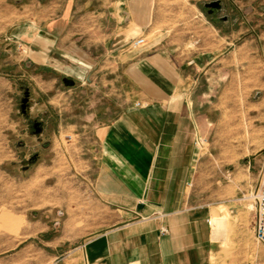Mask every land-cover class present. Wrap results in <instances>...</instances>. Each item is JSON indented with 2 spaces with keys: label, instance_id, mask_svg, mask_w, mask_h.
I'll return each instance as SVG.
<instances>
[{
  "label": "crops",
  "instance_id": "obj_1",
  "mask_svg": "<svg viewBox=\"0 0 264 264\" xmlns=\"http://www.w3.org/2000/svg\"><path fill=\"white\" fill-rule=\"evenodd\" d=\"M159 2L49 0L14 37L23 77L40 92L58 79L66 88L56 95L60 124L49 121L34 135L64 154L61 136L74 133L86 169L74 192L81 203L76 219L85 218L93 235L66 252L62 264H233L234 253L214 239L211 209L191 203L201 167L197 137L210 130L204 112H264V95L254 92L258 85L246 92L234 79L212 104L210 81L223 78L210 76L221 73L224 52H194L190 76L160 36L132 49L162 22ZM57 166L56 158L45 160L49 179L58 180ZM67 193L61 188L45 202L64 205Z\"/></svg>",
  "mask_w": 264,
  "mask_h": 264
},
{
  "label": "rangeland",
  "instance_id": "obj_2",
  "mask_svg": "<svg viewBox=\"0 0 264 264\" xmlns=\"http://www.w3.org/2000/svg\"><path fill=\"white\" fill-rule=\"evenodd\" d=\"M47 1L0 0V264H62L66 252L93 235V229L83 227L85 218L76 219L81 203L77 204L74 192L81 187L80 176L86 169L77 159L74 133L69 134L71 139L61 136L63 154L60 147L52 148L42 136H35L32 126L39 122L42 129L54 119V125L60 124L56 95L66 88L58 79L50 88L46 86V93L40 92L34 80L23 77L27 70L18 59L14 37L32 20L38 4ZM159 1L158 14L163 20L143 39L160 36L163 45L172 50L171 59L183 62L188 75L194 52L225 53L221 73L212 71L210 76L223 78L210 81L213 105L219 104L223 85L228 87L234 79L241 83L240 89L249 92L247 87L258 85L254 92L264 95V0H219L223 10L213 19L204 4L216 0ZM222 17L227 22H221ZM44 78L52 81L54 76L45 74ZM25 92L33 100L34 110L22 114ZM75 101L70 103L74 110ZM204 114L211 126L197 137L201 167L191 203L211 209L214 239H221L223 250L234 253L233 264L237 259L241 264L240 258L242 264H264V246L256 242L253 231L254 194L264 165V112ZM50 158L58 161L53 171L58 180L45 173L44 163ZM61 188L69 195L64 205L60 200L45 202ZM216 214L223 218H215Z\"/></svg>",
  "mask_w": 264,
  "mask_h": 264
},
{
  "label": "built area",
  "instance_id": "obj_3",
  "mask_svg": "<svg viewBox=\"0 0 264 264\" xmlns=\"http://www.w3.org/2000/svg\"><path fill=\"white\" fill-rule=\"evenodd\" d=\"M144 44L145 40L143 38H140L136 42H134L131 47L136 49L143 46ZM254 204V238L258 244L264 246V165L261 170L260 180L258 182L256 193L254 194ZM208 223L210 224V222ZM162 233H164V231H162Z\"/></svg>",
  "mask_w": 264,
  "mask_h": 264
},
{
  "label": "flooded vegetation",
  "instance_id": "obj_4",
  "mask_svg": "<svg viewBox=\"0 0 264 264\" xmlns=\"http://www.w3.org/2000/svg\"><path fill=\"white\" fill-rule=\"evenodd\" d=\"M222 5V4H221ZM206 14L208 15L209 18L213 19L216 18L218 16V14H220L223 10V6L220 10L217 9H213V8H207L204 7ZM221 22H227L226 17H222L220 18ZM28 92H25V94ZM28 104H29V94L28 96H24V98L21 101V110H22V114H26L27 113V109H28ZM38 124V125H37ZM32 126L34 129V134L38 135L41 132V124L39 122H32ZM34 160H36V158H34Z\"/></svg>",
  "mask_w": 264,
  "mask_h": 264
},
{
  "label": "water",
  "instance_id": "obj_5",
  "mask_svg": "<svg viewBox=\"0 0 264 264\" xmlns=\"http://www.w3.org/2000/svg\"><path fill=\"white\" fill-rule=\"evenodd\" d=\"M204 7L220 10L222 8V5L219 0H216V1H212V2L204 4ZM25 96L27 97L28 93H26Z\"/></svg>",
  "mask_w": 264,
  "mask_h": 264
}]
</instances>
